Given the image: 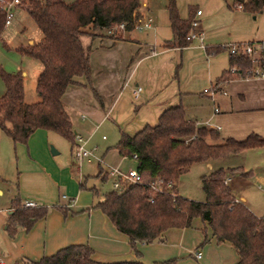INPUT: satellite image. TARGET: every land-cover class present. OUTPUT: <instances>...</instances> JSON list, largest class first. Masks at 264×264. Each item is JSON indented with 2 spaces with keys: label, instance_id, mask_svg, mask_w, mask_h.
<instances>
[{
  "label": "crops",
  "instance_id": "obj_1",
  "mask_svg": "<svg viewBox=\"0 0 264 264\" xmlns=\"http://www.w3.org/2000/svg\"><path fill=\"white\" fill-rule=\"evenodd\" d=\"M165 3L166 0H137L134 20L147 18V28H137L133 24L126 30L113 28L116 29L114 33L109 32L112 27L107 28L106 33L98 28H88L79 36L87 52L89 77H74L75 82L66 85L60 101L73 132L81 135L84 145L98 153L105 162L102 166L94 158L98 165L95 176L101 180L107 178L104 170L110 165L103 156L108 154L111 159L114 157L112 153L117 151L112 147V150L103 149L100 153L97 152L98 146H88L87 141L91 132L103 121L110 123L118 133L133 134L145 124H155L166 107L180 104L186 118L216 129L219 140L225 137L241 139L251 131L261 132L259 128H264L263 112L257 125L249 117L253 111L255 114L264 111V77L215 81L229 67L226 46L264 40V35L254 31L250 25L249 18L255 19L259 13L253 15L235 7V0H175L182 19L188 17L190 9L193 10L191 17L196 8L200 9L195 29L202 33L203 46L193 39L181 47H172L163 45L171 38ZM218 19L225 24L213 28ZM134 30L139 32L133 33ZM40 67L35 70V79ZM136 85L141 87V91L133 97L131 87ZM209 86L214 87L212 94L203 90ZM35 96L37 99V94ZM237 118L242 120L239 126L228 124ZM42 131L51 130L35 128L25 143H13L8 136L9 140L0 138L3 154L9 152L11 145L17 159L20 157L23 160L17 166L18 186L13 193L7 187L4 192L0 186V264H30L69 243L88 244L92 248L91 257L98 261L136 259L152 264L174 257L175 264H188V259L198 260L196 264H242L237 262L232 245L227 241L216 242L209 230L207 240L199 243L202 234L188 241L181 237L184 228L168 227L162 233L163 241L134 242L131 246L126 234L117 231L98 208L92 207L91 197L83 192L85 189L96 191L93 184L86 183L87 177L83 176L87 174L80 173L79 167L76 175L73 171L66 174L64 167H58L53 161L52 165H47L43 159L37 158V149L32 157L30 146L33 137H41L44 134ZM105 138V135L101 137L102 140ZM37 145L39 152L46 156L47 149L44 144L41 146V139ZM211 160L204 162L208 170L214 167ZM116 163L112 162L115 164L112 166L119 168ZM227 177L228 183L231 177ZM81 181L82 186L79 185ZM61 186L63 191L56 195L57 199L43 217L34 221L28 229L17 227L12 235L6 232L4 224L14 195L20 201L30 199L37 205H43L44 198L53 194L51 190L56 187L58 191ZM59 205L73 213L62 214L57 208ZM199 223L202 225L201 220ZM196 242L200 247L203 245L201 249L195 247L189 251V247ZM194 251L200 253L199 257L193 256Z\"/></svg>",
  "mask_w": 264,
  "mask_h": 264
},
{
  "label": "trees",
  "instance_id": "obj_2",
  "mask_svg": "<svg viewBox=\"0 0 264 264\" xmlns=\"http://www.w3.org/2000/svg\"><path fill=\"white\" fill-rule=\"evenodd\" d=\"M235 3L254 15L262 10L264 0H235ZM15 5L26 11L41 32L37 41L18 45L16 49L38 59L41 67L35 79L37 99L32 102L23 100L22 75L0 68L5 87L0 94V129L13 143H25L35 128H44L72 144L74 132L60 95L67 84L75 82L74 77H89L87 52L79 36L88 28L107 29L119 22H124V30L132 28L137 0H18ZM165 9L171 38L163 45L188 44L190 40L185 35L193 10L182 19L175 0H166ZM4 16L0 1V31ZM263 55L264 49L254 61L241 52L229 55L228 66L233 65L236 70L230 72L226 68L215 81L242 77L244 69L253 64L264 66ZM259 145H264V134L251 131L241 139L219 140L216 129L186 118L180 104L168 106L160 112L155 124H145L133 134L119 132L113 147L120 155H135L140 182L122 180L120 188L104 192L92 207L98 208L117 231L126 234L131 246L134 242L163 241L162 233L168 227H186L193 217H199L201 242L207 240L209 230L216 242L227 241L232 245L238 263L264 264V213L255 215L230 192L224 180L226 171L234 168L217 167L200 175L202 200L180 195L176 190L178 176L191 164ZM241 173L246 175L247 171ZM82 184L81 181L79 185ZM57 208L64 215L73 213L60 205ZM10 209L4 224L10 235L17 227L28 229L47 212L45 205L23 206L17 195L11 198ZM91 253L92 248L86 243H69L29 263L145 264L136 259L98 261ZM175 263L176 258L171 257L152 264Z\"/></svg>",
  "mask_w": 264,
  "mask_h": 264
},
{
  "label": "rangeland",
  "instance_id": "obj_3",
  "mask_svg": "<svg viewBox=\"0 0 264 264\" xmlns=\"http://www.w3.org/2000/svg\"><path fill=\"white\" fill-rule=\"evenodd\" d=\"M231 1V0H228ZM16 6V5H15ZM13 6L11 9V18L9 23L4 25L3 29L0 31V68L8 73L19 72L22 73V96L25 102H32L36 98L35 94V70L40 65L38 59L22 54L17 51L16 47L18 45H27L29 39L37 40L41 37V32L26 13V11L20 7ZM15 7V8H14ZM250 19V25L254 28V31L259 32L261 35H264V5L259 14L255 19ZM219 20V19H218ZM214 23L213 28L222 27L225 22ZM242 26V25H241ZM239 28V27H238ZM101 32L106 33V28H98ZM139 32L134 30L133 33ZM113 35V34H112ZM5 90L3 80L0 77V94ZM264 109V108H263ZM261 111L256 113L253 111L249 117H252L253 122L257 125L256 122L259 120ZM264 115V114H263ZM238 119V120H237ZM236 121L230 125L239 126L242 120L237 118ZM237 122V123H235ZM115 128V127H114ZM110 123L103 121L94 131L89 135L87 144L88 146H98L97 152H102L103 149L112 150L114 143L116 142L119 133L117 129H114ZM221 131V130H219ZM259 131L256 133L263 135L264 128H259ZM44 134H41V137L34 136L32 144L30 146V154L34 158L35 149L38 156L37 158L43 159L44 163L47 165H52L55 162L58 167L63 166L66 170V174H69L70 171L74 172V175L77 174L79 167L80 173L87 174L83 177H87V184H93L96 191L91 192L90 190L85 189L83 192L88 193L91 197L90 201L94 204L96 201L102 199V194L107 190L113 189L111 186V178L107 177L104 180H101L99 177L95 176L97 169L96 160L91 158L90 161L85 159L79 160L77 165V160L73 158L71 154V144L64 137L59 135L54 131H42ZM222 133V132H221ZM105 135V140L101 139V135ZM0 138L9 140L7 135L0 129ZM41 139V146L44 144L47 149V155L44 156L42 152H39V146L37 145L38 140ZM30 144V143H29ZM53 148L56 153L52 154L50 148ZM16 148V147H15ZM96 153V152H95ZM113 154V158L106 154L104 157L105 161L110 165L112 162H118L116 165L121 171H126L128 168L135 169V160L130 157H119L116 154ZM98 155V153H96ZM22 159L19 157L17 159V153L11 145L9 147V152L3 154V150L0 142V186L6 192L5 187H7L9 192L13 193V189L18 186L17 179V166L21 165ZM28 163L26 160H24ZM214 164V168L222 167L227 169L228 167L234 168L232 171H226V176L231 177V180L227 183L230 189V192L234 195L236 199L243 201V203L248 207V209L256 214L261 215L264 213V145H259L253 148L244 149L237 153H230L223 157L214 158L211 160ZM102 165V163L100 164ZM104 166V165H102ZM61 167V168H63ZM242 171H247V174H242ZM209 170L204 165V162H196L189 166V168L178 176L176 189L180 195L202 200L204 198L203 191L200 185V175L207 174ZM73 175V176H74ZM89 178V179H88ZM261 184L262 187H258ZM53 194L51 196L45 197L44 202L41 204L45 205L47 209L53 205V201L57 199V194H60L63 191L62 186L60 188L55 187L51 190ZM11 196V193H10ZM241 198V199H240ZM60 201V199H59ZM200 219L199 217H193L190 221V225L184 228L181 231V237L184 240H190L195 235L201 236L200 231ZM180 230H178L179 232ZM202 238V237H201ZM202 241V239H200ZM199 241V243L201 242ZM215 242V241H214ZM197 242L189 247V251L198 247L201 249L203 245H199ZM203 244V243H202ZM214 244V243H211ZM188 264H196V261L188 259Z\"/></svg>",
  "mask_w": 264,
  "mask_h": 264
},
{
  "label": "built area",
  "instance_id": "obj_4",
  "mask_svg": "<svg viewBox=\"0 0 264 264\" xmlns=\"http://www.w3.org/2000/svg\"><path fill=\"white\" fill-rule=\"evenodd\" d=\"M3 3V7L5 10V16H4V25L9 23V20L11 18V9L15 5V3L18 2V0H0ZM235 7L239 8V4L236 3ZM200 13V9L196 8L194 10V14L191 17L189 21V28L187 30V33L185 35V38L188 40H193L197 39L199 42V46H203L202 44V33L198 30L195 29V25L197 23V16ZM133 24L137 28H142L145 27L147 28L149 26L148 19L145 18H139L133 21ZM124 27V22H119L112 26V29L109 30L110 33H114L116 29H123ZM113 28H116L113 30ZM226 49L228 51V55L231 54H237L238 52H241L245 55L250 56V58L254 59L258 58L259 53L262 49H264V40L263 41H246L241 44H229L226 46ZM264 58V55H263ZM228 70L230 72H234L235 66L230 65L228 67ZM244 76L242 77H264V66L256 65L253 64L251 67L244 69L243 71ZM206 92L213 93L214 92V87L209 86L203 89ZM141 91V87L139 85L131 87V94L133 97H137L139 92ZM214 111L217 110L216 107L213 108ZM101 137L103 138L104 135L102 134ZM85 141L83 137L79 134L74 133L73 135V143H72V155L73 158L79 162V160L85 158V159H90V158H95L100 164H105V162L102 160V158L98 155H96L91 149H88L84 145ZM130 158H135V155L132 154ZM104 175L107 177L111 178V186L115 189L120 188L121 181L122 180H127L130 182H140V175L136 171V169L128 168L126 171H121L119 168L116 166L112 165H107L106 169L104 170ZM229 178L225 177L224 181H228ZM258 187H262L261 184L258 185ZM23 206H34L36 205L34 201L30 199H24L22 201ZM194 257H199L200 253L198 251L192 252Z\"/></svg>",
  "mask_w": 264,
  "mask_h": 264
},
{
  "label": "water",
  "instance_id": "obj_5",
  "mask_svg": "<svg viewBox=\"0 0 264 264\" xmlns=\"http://www.w3.org/2000/svg\"><path fill=\"white\" fill-rule=\"evenodd\" d=\"M50 152H51V153H54L55 150L51 147V148H50Z\"/></svg>",
  "mask_w": 264,
  "mask_h": 264
}]
</instances>
